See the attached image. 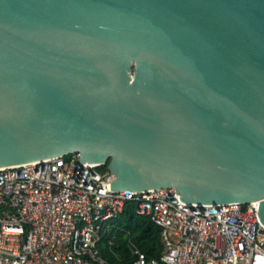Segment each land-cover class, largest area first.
Returning <instances> with one entry per match:
<instances>
[{"label": "water", "instance_id": "95a60500", "mask_svg": "<svg viewBox=\"0 0 264 264\" xmlns=\"http://www.w3.org/2000/svg\"><path fill=\"white\" fill-rule=\"evenodd\" d=\"M72 152L264 225V0H0V168Z\"/></svg>", "mask_w": 264, "mask_h": 264}, {"label": "built area", "instance_id": "2783aa9c", "mask_svg": "<svg viewBox=\"0 0 264 264\" xmlns=\"http://www.w3.org/2000/svg\"><path fill=\"white\" fill-rule=\"evenodd\" d=\"M78 160L0 168V264H108L100 243L112 242L110 221L127 202L161 229L159 256L133 246L127 264H264L256 202L185 203L173 187L112 191L108 167Z\"/></svg>", "mask_w": 264, "mask_h": 264}, {"label": "trees", "instance_id": "16d2710c", "mask_svg": "<svg viewBox=\"0 0 264 264\" xmlns=\"http://www.w3.org/2000/svg\"><path fill=\"white\" fill-rule=\"evenodd\" d=\"M106 168L107 164L100 166L101 170ZM110 222L114 225L110 234L112 242L100 243L101 256L108 264H127L131 259L130 248L133 246L140 249L147 259L159 256L161 229L149 216L137 214L133 203L127 202L122 212Z\"/></svg>", "mask_w": 264, "mask_h": 264}]
</instances>
